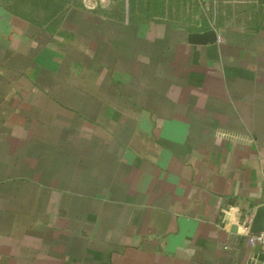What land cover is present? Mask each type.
<instances>
[{"label":"crops","instance_id":"obj_1","mask_svg":"<svg viewBox=\"0 0 264 264\" xmlns=\"http://www.w3.org/2000/svg\"><path fill=\"white\" fill-rule=\"evenodd\" d=\"M133 1L0 7V264L264 258V0Z\"/></svg>","mask_w":264,"mask_h":264},{"label":"trees","instance_id":"obj_2","mask_svg":"<svg viewBox=\"0 0 264 264\" xmlns=\"http://www.w3.org/2000/svg\"><path fill=\"white\" fill-rule=\"evenodd\" d=\"M162 0H134L132 2L141 16L156 17L158 21L165 18ZM72 0H0V7L50 32H57ZM131 8V7H130ZM129 8V12L131 13ZM132 17V16H131ZM166 21H173L172 15ZM59 32V31H58Z\"/></svg>","mask_w":264,"mask_h":264},{"label":"water","instance_id":"obj_3","mask_svg":"<svg viewBox=\"0 0 264 264\" xmlns=\"http://www.w3.org/2000/svg\"><path fill=\"white\" fill-rule=\"evenodd\" d=\"M209 2V0H203ZM217 40V33L214 28H209L204 31H193L187 35V41L192 44H206ZM264 230V203L258 205L254 211L250 225L249 233H259Z\"/></svg>","mask_w":264,"mask_h":264},{"label":"built area","instance_id":"obj_4","mask_svg":"<svg viewBox=\"0 0 264 264\" xmlns=\"http://www.w3.org/2000/svg\"><path fill=\"white\" fill-rule=\"evenodd\" d=\"M247 239L250 245L264 247V230L259 233H249L247 229ZM258 264H264V258L259 260Z\"/></svg>","mask_w":264,"mask_h":264},{"label":"rangeland","instance_id":"obj_5","mask_svg":"<svg viewBox=\"0 0 264 264\" xmlns=\"http://www.w3.org/2000/svg\"><path fill=\"white\" fill-rule=\"evenodd\" d=\"M106 2V0H103V2L102 3H105ZM84 3V2H83ZM107 3V2H106Z\"/></svg>","mask_w":264,"mask_h":264}]
</instances>
